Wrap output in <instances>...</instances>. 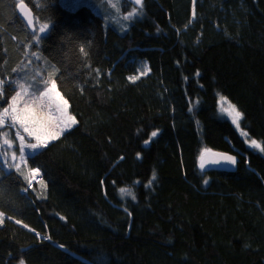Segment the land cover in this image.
<instances>
[{
    "label": "trees",
    "instance_id": "16d2710c",
    "mask_svg": "<svg viewBox=\"0 0 264 264\" xmlns=\"http://www.w3.org/2000/svg\"><path fill=\"white\" fill-rule=\"evenodd\" d=\"M16 2L0 0V80L54 82L76 124L20 167L0 158V264H264V152L217 107L264 145V0H144L125 33L86 5ZM21 4L49 25L37 44ZM206 149L236 171L200 169Z\"/></svg>",
    "mask_w": 264,
    "mask_h": 264
},
{
    "label": "rangeland",
    "instance_id": "374dc122",
    "mask_svg": "<svg viewBox=\"0 0 264 264\" xmlns=\"http://www.w3.org/2000/svg\"><path fill=\"white\" fill-rule=\"evenodd\" d=\"M16 1H17L16 2L17 5H18L20 3V0H16ZM60 3L64 6L68 7V8H71V9H75L81 5H86L90 8H92V10L103 19L105 26L114 28L119 33H125L129 27L130 23L135 18H137L143 14L141 9H137L140 14L133 16V17H130L129 19H124V17L127 16L128 13L132 12L133 9H135V8L132 7L131 9L129 8L128 11L123 12L124 4L122 3V0H60ZM112 3H116L117 7H112L111 6ZM44 25H47L48 27L43 33H41L40 29ZM48 28H49L48 24H41V23H38L35 19H33L31 21V25H30V29H31L33 36H34L33 43L37 44L39 42L41 36L44 33H46ZM38 37H39V39H37ZM30 61H34V63H36L35 66H32L30 63H28V67H32V68L36 67L35 81H37V83L39 85L43 84V82H44L43 78L44 77H42L43 75L41 74V71L38 70L39 69L38 67L41 66L45 69V67H47L45 60L37 57V55H34V56H30ZM19 84H24L25 87L27 88V92H25L23 89H21L19 87ZM6 85H10L14 89L15 94L13 95V97L17 95V92H20V96L17 97V101H16L17 112L20 114H23L24 109L33 110L41 118V120L44 122L45 132L57 133L58 134L57 138H58L63 132H65L66 130L75 126L76 123L72 124L70 121H67V116H71L69 114V111H68V106H67V116H66L61 111L62 106L59 105L58 101H56L53 98L54 93H49L48 95L42 96V97H40L39 94H37V92H36V95H33V92H34L33 88H31V87L29 88L28 83H26L24 81L21 82L18 79L4 81L2 83V85H0V91H2V88ZM51 86H52V84H50L49 87H47V88H51ZM56 91H57V89H56ZM37 97H39V99H37ZM221 97L222 96H219V98H218V104H217L218 115L221 119L228 120L229 122L232 123V119L227 114V112L221 110V101H220ZM10 103H12V98L10 99V101L7 105H5L3 108L0 109V111H2L4 108H7ZM223 107L225 109H227V104H224ZM65 122H67V126H66ZM240 122H241V120H240ZM8 125H11V126H8ZM62 128L65 130L61 132ZM236 129H237V127H236ZM17 131H20V133L25 136L27 142L37 143V141L35 140L34 137L28 136V134L23 131V128H21V126L18 122L11 121V119L9 117V119L6 120V126L3 128H0V133H2V132L8 133V137H0V158L2 160L4 159L7 163H9V165H11L13 167L14 166L20 167L21 164L25 163V158L21 159L20 153H19L20 142L18 139L15 138V133ZM237 131L239 132L240 136L244 139L245 142L249 138L252 139L249 136L245 137V136L241 135V129H239V130L237 129ZM5 138L12 140V147L11 148H9L8 145L3 143V140ZM56 139L49 140L47 145ZM246 144L249 146L248 142H246ZM42 148H44V147H39L36 150L25 148V154L26 155L33 154ZM250 148L259 152V153H262L261 151H259L256 148H253V147H250ZM13 152L16 153L15 159H13V156H12ZM26 155H25V157H26ZM200 159H201V157H200ZM32 178H33V176L30 179H32ZM2 219H3V216H0V224L2 223Z\"/></svg>",
    "mask_w": 264,
    "mask_h": 264
},
{
    "label": "snow or ice",
    "instance_id": "6c2138e0",
    "mask_svg": "<svg viewBox=\"0 0 264 264\" xmlns=\"http://www.w3.org/2000/svg\"><path fill=\"white\" fill-rule=\"evenodd\" d=\"M135 3L137 5H140V7H143V0H135ZM112 7H117L116 3H112L111 5ZM140 14L139 11L137 9H133L132 12L128 13L127 16L124 17V19H129L130 17L136 16ZM195 16V12L193 11V17ZM47 25H44L41 29L40 32L43 33L46 29H47ZM39 39V37L37 38ZM83 51V49H82ZM143 74V73H142ZM197 75H199V73H197ZM138 77H131L130 79H137ZM2 81H0V85H2ZM19 87L21 89H23L25 92H27V88L25 87L24 84H19ZM29 88L32 87L31 85L28 86ZM49 93H54V99L56 101H58L59 105L62 106L61 111L64 115L67 116V106H68V102L66 100L63 99V97L60 95L59 92L56 91V85L53 82L51 88H45V89H41L39 90V96H46ZM0 95H3V92L0 91ZM33 95H36V92H33ZM20 96V92H17V95L12 97V103L9 104V106L7 108H4L2 111H0V128H3L6 126V120L11 119V121L13 122H18L21 126V128H23V131L26 132L28 134V136L30 137H34L35 140L37 141V143H30L26 141V138L24 135H22L20 133V131H17L15 133V138L19 140L20 142V147H19V153H20V157L21 159L25 158V148H29L32 150H36L39 147H46L47 143L49 140L52 139H56L58 134L57 133H51V132H45V125L44 122L41 120V118L33 111L30 109H24L23 110V114H20L17 112L16 109V101H17V97ZM37 99H39V97H37ZM221 101V110L222 111H226L227 114L231 117L232 119V123L237 127V129H240V120L243 118V113L239 111V109H237V107L232 104L231 102H229L227 100L226 97H221L220 98ZM224 104H227V109H225L223 107ZM67 121H70L72 124L76 123L75 118L71 117V116H67ZM66 126H67V122H65ZM31 125V126H30ZM11 126V125H8ZM65 129H61V132L64 131ZM43 133V134H42ZM157 132H152L151 133V137L145 141V144L147 145L148 143L151 142V138L157 136ZM241 135L247 137L248 133L244 132L243 130H241ZM0 137H8V133L7 132H2L0 133ZM246 142L249 143L250 147L256 148L261 152H264V145H262L261 142H258L255 139H248ZM3 143L8 145L9 148L12 147V140L5 138L3 140ZM210 151V150H205ZM223 159L234 164L235 163V157L226 155V154H221ZM13 159H15L16 157V153L13 152L12 153ZM201 160L203 161V153L201 155ZM218 162V161H217ZM18 167V166H17ZM204 167L203 162L201 163V168ZM36 169L33 170V172L35 173ZM152 179H155V174H153ZM151 183V181L149 182V184ZM205 183H207V181H205ZM120 193L123 195H129L132 196L133 199H135L134 194L126 188H121L120 189ZM0 216H2V214H0ZM61 219H63V217H61ZM17 223H19V221H17ZM21 264H23V261H21Z\"/></svg>",
    "mask_w": 264,
    "mask_h": 264
},
{
    "label": "water",
    "instance_id": "95a60500",
    "mask_svg": "<svg viewBox=\"0 0 264 264\" xmlns=\"http://www.w3.org/2000/svg\"><path fill=\"white\" fill-rule=\"evenodd\" d=\"M124 1L135 9H141L140 5H137L135 3V0H124ZM143 3H144V0H143ZM17 9H18V13L20 14V16H22L27 21V23L31 25L32 14L28 10V8L25 5L21 4L19 5ZM221 154H226V155L235 157V163L232 164L224 160ZM238 161H239V157L236 153L210 150L207 152L205 151L203 153V161L200 159V161L198 162V167L200 169H213V170H219L225 173H233L236 171ZM202 162L204 164L203 168H201Z\"/></svg>",
    "mask_w": 264,
    "mask_h": 264
},
{
    "label": "built area",
    "instance_id": "2783aa9c",
    "mask_svg": "<svg viewBox=\"0 0 264 264\" xmlns=\"http://www.w3.org/2000/svg\"><path fill=\"white\" fill-rule=\"evenodd\" d=\"M32 176H33V178L30 181L31 184L37 182L40 179V175H39L38 171H36L35 173L32 172Z\"/></svg>",
    "mask_w": 264,
    "mask_h": 264
}]
</instances>
